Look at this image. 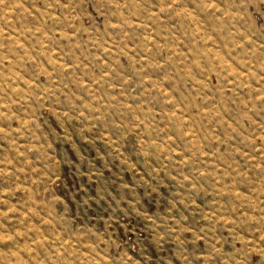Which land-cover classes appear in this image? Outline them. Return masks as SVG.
<instances>
[{
    "label": "rangeland",
    "instance_id": "obj_1",
    "mask_svg": "<svg viewBox=\"0 0 264 264\" xmlns=\"http://www.w3.org/2000/svg\"><path fill=\"white\" fill-rule=\"evenodd\" d=\"M0 264H264V0H0Z\"/></svg>",
    "mask_w": 264,
    "mask_h": 264
}]
</instances>
